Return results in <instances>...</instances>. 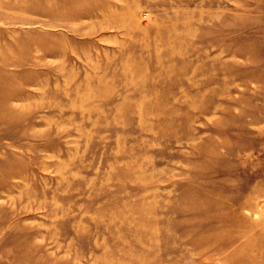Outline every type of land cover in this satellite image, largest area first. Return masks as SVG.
<instances>
[{
	"label": "rangeland",
	"instance_id": "1",
	"mask_svg": "<svg viewBox=\"0 0 264 264\" xmlns=\"http://www.w3.org/2000/svg\"><path fill=\"white\" fill-rule=\"evenodd\" d=\"M0 264H264V0H0Z\"/></svg>",
	"mask_w": 264,
	"mask_h": 264
},
{
	"label": "bare ground",
	"instance_id": "2",
	"mask_svg": "<svg viewBox=\"0 0 264 264\" xmlns=\"http://www.w3.org/2000/svg\"><path fill=\"white\" fill-rule=\"evenodd\" d=\"M262 199V198H261ZM262 201V200H261ZM262 206V205H261ZM249 211V210H248ZM255 212V211H254ZM255 214V213H254Z\"/></svg>",
	"mask_w": 264,
	"mask_h": 264
}]
</instances>
